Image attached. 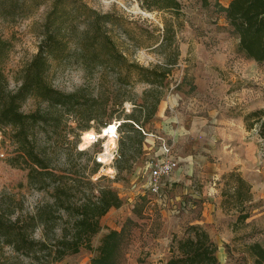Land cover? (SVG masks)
I'll return each mask as SVG.
<instances>
[{
    "label": "rangeland",
    "instance_id": "obj_1",
    "mask_svg": "<svg viewBox=\"0 0 264 264\" xmlns=\"http://www.w3.org/2000/svg\"><path fill=\"white\" fill-rule=\"evenodd\" d=\"M78 1L100 15H110L111 23L103 29L128 60L145 68L169 71L165 81L167 88L160 103L174 97L179 104L175 109L189 117L193 128L176 135L175 139L156 127H149L153 118L143 126V130L159 137L160 141H155L154 152L145 154L143 145L138 149L139 153L133 149L128 151L127 156H136V160L129 161L128 170H118V157L106 165L99 163L91 176L92 183L112 188L121 196L122 206L110 210L106 219L102 218L101 231L91 239L92 251L82 249L56 264H90L102 236L112 227L121 229L126 220H131V223L127 225L119 264H166L172 241L185 236L192 220L198 217V211L168 214L165 207L147 198L153 197L148 192L147 196L144 195L141 185L145 167L156 158L153 154L162 143L172 147L180 157H190L188 161L192 169L186 179L191 180L194 191L202 193L208 190L200 203L216 205L220 210L213 213L206 228L201 226L218 246V263L253 264L248 246L259 243L264 248V139L257 135V127L246 129L244 116L264 109V62L256 63L237 52L238 38L220 10L230 0H210L208 8H202L198 0L186 1L179 18L147 12L140 8V0ZM52 2L45 1L28 16L13 22L0 17V39L9 44L3 69L10 90L20 86L21 71L37 53ZM215 2L220 7L214 6ZM112 14L124 21L112 26ZM165 23L173 27V43L157 47L159 30ZM83 30L84 24H80L79 31ZM73 50L71 47V52ZM82 51L84 55L79 58L51 61L46 74L47 84L54 89L77 94L83 102L81 107L67 112L62 108H49L45 102L29 97L23 102L21 111L24 114L39 111L48 115L46 123L36 125L30 131V139L36 152L47 160L51 168L74 170L82 165L89 173L97 163L96 157L102 159L105 140L98 139L93 145L90 141L86 146L83 137L90 131H93L92 137H96L104 122H123L124 115L134 110L133 104L141 103L142 94L148 87L135 79L119 84L112 70L107 68L91 72L84 63L89 58V51L85 48ZM123 99L127 102L123 113H120L112 106V100ZM90 113L94 120L87 123L85 118ZM195 119L203 124L193 123ZM86 126L90 127L88 131ZM11 134L10 128L0 132V214L3 217L13 214L11 218H15L20 213L32 214L37 208L51 204L53 199L51 191H38L28 186L27 169L10 165L18 151ZM119 140L120 135L116 142L117 152ZM79 148L83 152L81 156L77 155ZM179 164L181 166L185 162L180 161ZM233 171L250 186L251 202L246 205L250 218L243 224L236 223L239 207L235 199L223 196L224 192H232L236 187L234 181L224 178ZM177 184L183 185L181 189L188 188L183 183ZM175 191V186H171L169 193L173 199L177 196ZM179 197L190 199L187 194H179ZM173 204L177 205V200L170 207ZM65 219L63 215V221L56 223L57 234ZM41 237L42 228H38L34 238ZM0 264L41 263L0 243Z\"/></svg>",
    "mask_w": 264,
    "mask_h": 264
},
{
    "label": "trees",
    "instance_id": "obj_2",
    "mask_svg": "<svg viewBox=\"0 0 264 264\" xmlns=\"http://www.w3.org/2000/svg\"><path fill=\"white\" fill-rule=\"evenodd\" d=\"M45 1L0 0V17L13 22L28 16ZM186 1L189 0H140V8L179 18ZM198 1L202 8L211 5L210 0ZM214 6L220 7L217 2ZM220 10L238 38L237 52L256 63L264 62V0H231ZM121 21L124 20L112 14V26L120 25ZM110 23L109 14L100 15L78 0H53L43 24V38L37 53L21 71V83L16 90L9 89L3 69L9 44L0 39V132L10 128L11 139L18 147L10 165L27 169L28 186L38 191H51L53 199L51 204L37 208L32 214L20 213L15 218H11L13 214L8 217L0 214V243L41 264H56L82 249L92 251L91 239L101 231L102 218L110 210L122 206V200L112 188L92 183L91 176L99 164L96 163L89 173L82 165L74 170H56L36 152L31 142L30 131L36 125L46 123L48 115L39 111L24 114L21 107L27 98L35 97L49 108H62L67 112L83 105L77 94H66L47 84L46 74L51 61L82 57L85 48L89 51V58L84 63L91 72L107 68L112 70L119 84L135 79L148 87L142 94L141 103L133 104L134 110L124 115L118 129L120 154L117 168L120 171L128 170L129 161L136 160V156H127V152L133 149L139 153L145 139L143 126L154 118L167 88L165 81L169 71L145 68L128 60L103 29ZM80 24H84L82 32L79 31ZM159 33L157 47L173 43L172 26L165 23ZM71 47L74 48L72 52ZM125 102V99L112 100V106L123 113ZM85 119L89 123L94 116L90 113ZM110 123L104 122L99 130ZM244 124L248 131L257 127V135L264 139V109L246 114ZM89 129L86 126L85 130ZM77 155L81 156L83 152ZM262 160L264 163V153ZM224 178L236 183L233 191L224 192L223 196L235 199L239 207L236 223L243 224L250 217L246 206L251 202L250 186L235 171ZM63 215L65 224L57 234L56 223L63 221ZM129 223L131 220H126L120 230L110 229L102 236L90 264H119ZM38 228H42L41 239L34 238ZM217 251L218 246L205 229L190 225L182 239L172 241L166 264H219ZM248 251L253 264H264V248L259 243L249 245Z\"/></svg>",
    "mask_w": 264,
    "mask_h": 264
},
{
    "label": "crops",
    "instance_id": "obj_3",
    "mask_svg": "<svg viewBox=\"0 0 264 264\" xmlns=\"http://www.w3.org/2000/svg\"><path fill=\"white\" fill-rule=\"evenodd\" d=\"M179 99H182V98H179ZM176 106L178 107L179 104H177V101L175 100L174 97H168L164 102L162 101L159 105L156 116L151 122L152 125H150L149 127H152V128L156 127L158 130L160 129L163 133L174 136L175 139H177L176 135L184 134L187 130L191 131L190 129L193 127L192 126L190 127L189 117L185 115L183 116L178 110L175 109ZM196 122L203 124L201 120L195 119L193 123H196ZM147 130L150 131L149 128H147ZM144 135H145V139L143 142V151L145 152V154L149 155L150 153L154 152L153 151L154 144H155V141L159 139V137H156L153 134L146 133L145 131H144ZM160 149L161 147L159 146V148L157 149V152L153 154L156 158L161 157L162 153ZM170 149H171L170 157L177 162L178 166L169 177L163 180V185H162L160 196L158 197L153 196V197H147V198L152 199V201H154V203L158 204L160 207H163V208L165 207L167 209L166 212L172 215H181L183 213H187V212L189 213L196 209L198 211L197 212L198 217L194 218L190 224L199 225V226L206 228L209 225V222L213 218V213L215 211L217 213L220 210L216 205H212L204 201L200 203V201L207 195L208 190L206 189L207 191L204 190L202 193H200L199 191H194L193 186H191L190 184L191 180L186 179V176H189L188 174L189 172L191 173V169H192V164L190 161H188L190 157L189 156L180 157L179 154L177 155V153H175V151L172 150V147H170ZM180 161H182L183 163L185 162V164L180 166L179 164ZM203 168H206V166L204 165ZM147 177H148V170L146 166L145 173H144V179L141 185V187L145 191L144 195L146 196L148 192ZM199 177H201V175ZM204 182L205 181H202L201 183L205 184ZM177 183L179 184L183 183L185 185H188V188L181 189L183 185L182 184L178 185ZM173 185L175 186L177 190L175 191V194H177V196L174 199L169 193V190L171 186ZM179 194H187V198L189 197L190 199L186 200V198H180ZM208 195H209V192H208ZM118 196L121 197L119 194ZM174 200L175 201L177 200V205L173 204V206L170 207V204H172ZM150 203H153V202H150ZM106 217H104V219H106ZM112 228L116 230L120 229V228H114V227Z\"/></svg>",
    "mask_w": 264,
    "mask_h": 264
},
{
    "label": "built area",
    "instance_id": "obj_4",
    "mask_svg": "<svg viewBox=\"0 0 264 264\" xmlns=\"http://www.w3.org/2000/svg\"><path fill=\"white\" fill-rule=\"evenodd\" d=\"M121 123L120 121H112L110 124L100 129V133L96 135V138L92 139L91 145L95 144L98 139H100V135H104V139L113 138L117 142L119 137L118 129ZM160 147L162 153L161 157L151 159L147 164V190L149 194L154 197L160 196L163 180L169 177L178 166L177 162L170 157V146L162 143ZM79 151H82L81 148H79ZM116 157H118L117 146L112 150L111 160H114ZM96 162L103 165L99 157H96Z\"/></svg>",
    "mask_w": 264,
    "mask_h": 264
},
{
    "label": "bare ground",
    "instance_id": "obj_5",
    "mask_svg": "<svg viewBox=\"0 0 264 264\" xmlns=\"http://www.w3.org/2000/svg\"><path fill=\"white\" fill-rule=\"evenodd\" d=\"M93 135H94L93 131H90L88 134H86L83 137V141H84V144L86 146H89L90 141H92V139L96 138V137H92ZM99 138L104 139V135H100ZM104 140H105L104 152L101 154V156H102L101 161L103 162L104 165H106L112 159V150L116 147V141L113 138H108V139H104Z\"/></svg>",
    "mask_w": 264,
    "mask_h": 264
}]
</instances>
